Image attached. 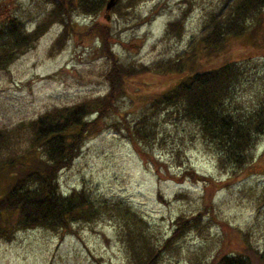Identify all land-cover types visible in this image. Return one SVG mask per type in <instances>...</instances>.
Returning <instances> with one entry per match:
<instances>
[{
	"label": "rangeland",
	"instance_id": "rangeland-1",
	"mask_svg": "<svg viewBox=\"0 0 264 264\" xmlns=\"http://www.w3.org/2000/svg\"><path fill=\"white\" fill-rule=\"evenodd\" d=\"M126 1L120 0L123 13L116 14L112 8L115 0L107 19L104 8L89 16L71 13L67 22L70 20L73 26L68 27L58 47L54 41L62 26L49 22L33 47L19 54L7 69H0V129L15 133L11 143L13 140L16 143L10 144L12 148L16 147L19 152L26 146L28 124L45 109L106 92L103 72L108 71L109 60L96 36L83 33L92 22L108 26L110 50L116 63L139 68L163 58L174 59L192 47L206 16L222 2L138 0L135 5L124 8ZM9 2L29 26H34L50 4L49 0ZM182 10L186 12L180 18ZM174 17L180 18V25L167 31L166 25ZM256 28L252 37L250 30L240 36H227L224 45L207 56L205 63V66H215L217 62L230 60L242 64L246 75L235 98L245 107L253 103L255 93L264 86V21L261 28ZM198 50L197 47L196 54L201 53ZM198 61L202 60L194 54L193 66ZM184 62V67L189 66L187 57ZM168 77L166 72L134 75L126 82V93L117 100L119 111L134 118L148 101L147 94L173 83L174 78ZM171 119H158L156 136L161 137L163 146L155 140L153 147L148 148L157 161L166 166L168 173L179 174L190 165L196 172L212 175L225 184L214 191L210 201L211 212L218 221L211 222L207 217L198 232L195 229L186 232L172 249L163 251L159 264H203L216 250L235 253L240 250L243 233L252 245L263 247L264 132L250 150L251 168L235 175L216 165L213 152L197 138L194 129L185 128L183 121ZM83 144L71 164L58 172L57 180L63 192L84 187L94 202H105L99 217L87 223H71L66 229L69 231L37 226L19 229L7 241L0 237V264H129L125 243L119 237L121 217L126 214L114 202L128 205L141 215L149 237L158 242L171 234L174 216L202 209L205 200L202 194L208 192L204 181L182 179L178 182L163 175L158 178L152 164L145 162L127 139L109 127L88 136ZM178 144V153L172 154L171 146ZM7 150L10 149L3 148L0 155ZM176 193L181 195L174 197ZM157 194L164 200H159ZM206 216L205 212L204 219Z\"/></svg>",
	"mask_w": 264,
	"mask_h": 264
},
{
	"label": "trees",
	"instance_id": "trees-1",
	"mask_svg": "<svg viewBox=\"0 0 264 264\" xmlns=\"http://www.w3.org/2000/svg\"><path fill=\"white\" fill-rule=\"evenodd\" d=\"M137 1L127 0L124 8L135 5ZM49 2L45 13L38 17L34 26H29L22 14L16 12L15 5L12 4L13 8L9 0H0V69H7L19 54L33 47L51 21L62 26V32L54 41L56 47L60 46L59 40L64 38L68 27L73 26L70 20L67 22L70 14L95 15L104 8L106 0ZM119 2L116 0L112 6L116 14L123 13ZM263 8L264 0H222L206 16L200 36L192 47L174 59L163 58L151 66L143 64L139 68L116 63L110 50L108 26L92 22L83 33L96 36L102 53L109 60L108 71L103 72L107 81L106 92L91 99L83 98L73 104L45 109L28 124L27 144L19 152L10 146L16 143V140L11 143L15 134L13 130L0 129V151L10 149L0 155V237L7 241L17 230L37 226L69 231L66 229L71 223H87L99 217L105 202H94L84 187L63 192L57 174L80 153L88 136L105 127L127 139L142 159L152 164L158 178L163 175L178 182L182 179L202 180L208 191L207 195L202 194L205 196L202 209L189 215L181 213L174 216L171 234L159 242L149 237L141 215L138 216L128 205L114 202L115 206H122L126 214L125 218L121 217L119 237L125 243L129 264H159L163 251L172 249L175 241L186 232L192 229L198 232L207 217L211 222L218 221L211 212L210 201L214 191L225 182L220 183L212 175L198 173L190 165L179 174L168 173L166 166L157 161L148 148L153 147L155 140L163 146L161 137L156 136L158 119L167 121L173 118L177 122L183 121L185 128L195 130L197 138L213 152L219 168L235 175L251 168L250 150L264 132V86L261 85L255 93L253 103L245 107L240 99L235 98L236 90L246 75L242 64L230 60L217 62L215 66H205V63L207 56L224 45L227 36H240L247 30L252 31L249 36H254L256 27L261 28L264 21ZM185 12L182 10L180 18L185 16ZM180 18L170 20L166 30L178 27ZM195 45L201 53L196 54ZM194 54L202 60L196 66L192 64ZM186 57L189 66L184 67ZM146 72H166L168 78L174 80L171 85L147 94L148 101L141 107L142 111L131 118L127 112L119 111L117 100L126 93V82L130 78ZM171 150L172 154L178 153L179 144L171 146ZM180 195L176 193L174 197ZM156 197L164 200L159 194ZM205 212L207 216L204 219ZM242 236L240 250L235 253L216 250L203 264H264V245L254 246L246 233Z\"/></svg>",
	"mask_w": 264,
	"mask_h": 264
},
{
	"label": "water",
	"instance_id": "water-1",
	"mask_svg": "<svg viewBox=\"0 0 264 264\" xmlns=\"http://www.w3.org/2000/svg\"><path fill=\"white\" fill-rule=\"evenodd\" d=\"M115 2V0H106L105 5H104V12L106 14L105 19L108 18V10L109 7Z\"/></svg>",
	"mask_w": 264,
	"mask_h": 264
}]
</instances>
